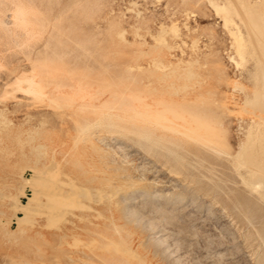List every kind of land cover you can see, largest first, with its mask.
Segmentation results:
<instances>
[{
  "label": "rangeland",
  "instance_id": "obj_1",
  "mask_svg": "<svg viewBox=\"0 0 264 264\" xmlns=\"http://www.w3.org/2000/svg\"><path fill=\"white\" fill-rule=\"evenodd\" d=\"M0 264H264V0H0Z\"/></svg>",
  "mask_w": 264,
  "mask_h": 264
},
{
  "label": "bare ground",
  "instance_id": "obj_2",
  "mask_svg": "<svg viewBox=\"0 0 264 264\" xmlns=\"http://www.w3.org/2000/svg\"><path fill=\"white\" fill-rule=\"evenodd\" d=\"M250 3L253 4V2H249V4ZM255 4H253V5H255ZM16 14H17L18 19H23L24 22H26L25 11L23 9H18ZM23 84H26V87H23L22 86ZM62 87H64V86L61 85V84H56L55 85V84H51V83H45V82H43L41 80L40 81L36 80V75L35 76H31V77H29V76L26 77L25 76L22 79L18 80V88L20 90H22V91H25L26 93H30V94H33V95H37L38 90H39V93H47L49 95H51V94L55 95V93H59V94L61 93L62 94V92H63L61 90ZM251 132H252V130H251ZM252 134L253 133H251V136H252ZM182 135H184V134H182ZM261 140H262V138H261ZM239 164H240V162H239ZM251 166H249V167H251ZM253 167L249 168V171L252 172V173H254L256 171V169L253 168ZM245 168H247V167H245ZM30 171L32 172V178H30L31 179L30 183H32V184L35 183L37 185L36 187H38V188H36L35 186L32 188L31 195L28 197V199H27L28 201H27L26 204L18 205L17 202H14V203H16V205H18V206H16L17 208L15 209V213L18 211V212L23 213L25 216H28V214L31 213L30 211L34 210V211H37L36 214L39 213V215L42 214L45 217H48V218L52 219V218H56V217L65 216L66 214H70L71 210L73 208H78V209H81V210L83 208H85L84 204H81L79 202H82V200H85V199L88 198V196H86L87 193H85L87 191L85 190V192H84L83 191L84 189L82 190L79 186H77V184L74 183L72 179L63 181V180L58 179L55 175L48 174L49 171L45 173V172H42L41 170H39L37 168H34L33 170L31 169ZM257 173H258V171H257ZM260 173H262V172H260ZM260 173H258V174L260 175ZM39 180L41 181L39 183L42 184V186L40 188H42L44 190L42 193H40V191H38V189H39L38 185L39 184L37 182ZM251 180H252V177H251ZM256 180H254V181H256ZM42 189H39V190H42ZM255 193H257V192H255ZM20 195H21V193H20ZM22 195L24 196V194H22ZM87 200H89V199H87ZM19 219H21L20 216H19Z\"/></svg>",
  "mask_w": 264,
  "mask_h": 264
}]
</instances>
